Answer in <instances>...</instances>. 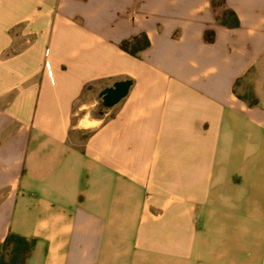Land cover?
I'll return each mask as SVG.
<instances>
[{
    "label": "crops",
    "instance_id": "1",
    "mask_svg": "<svg viewBox=\"0 0 264 264\" xmlns=\"http://www.w3.org/2000/svg\"><path fill=\"white\" fill-rule=\"evenodd\" d=\"M222 9L238 27L211 0H0V244L35 239L26 264H264V0Z\"/></svg>",
    "mask_w": 264,
    "mask_h": 264
},
{
    "label": "trees",
    "instance_id": "2",
    "mask_svg": "<svg viewBox=\"0 0 264 264\" xmlns=\"http://www.w3.org/2000/svg\"><path fill=\"white\" fill-rule=\"evenodd\" d=\"M224 0H211L212 6L217 13V20L221 24L228 27H238L239 21L236 14L228 9H222L219 12L217 9L223 5ZM217 10V11H216ZM207 41H213V32L209 31L205 34ZM150 46V42L145 34L134 37L130 40H125L120 44V47L125 52L132 56H138L140 52L147 49ZM256 100L250 101L251 105H254ZM36 240L25 238L20 235L10 233L3 244H0V249L4 252V257L0 264H26L30 257Z\"/></svg>",
    "mask_w": 264,
    "mask_h": 264
},
{
    "label": "water",
    "instance_id": "3",
    "mask_svg": "<svg viewBox=\"0 0 264 264\" xmlns=\"http://www.w3.org/2000/svg\"><path fill=\"white\" fill-rule=\"evenodd\" d=\"M131 86L132 82L125 80L116 82L111 87L105 88L99 94L101 105L107 110L113 108L127 97Z\"/></svg>",
    "mask_w": 264,
    "mask_h": 264
},
{
    "label": "rangeland",
    "instance_id": "4",
    "mask_svg": "<svg viewBox=\"0 0 264 264\" xmlns=\"http://www.w3.org/2000/svg\"><path fill=\"white\" fill-rule=\"evenodd\" d=\"M237 92L245 100H247L249 102L250 101H253V95L251 93V87L249 85H247L245 82L238 85ZM91 93H93V92H88V90H86L85 91V96L83 97V99H86L89 95H91ZM107 112L108 111H106V109L101 105V102L98 99V105L93 110L92 115L95 116V117H97L100 113H102V117H104V119L107 120L110 117H112L113 114H114L113 112L110 113V114H107ZM85 137L86 136L85 135H82V134H80V135L77 136V138L79 139V141H82V139H84ZM3 257H4V252L0 249V263H1V260L3 259Z\"/></svg>",
    "mask_w": 264,
    "mask_h": 264
}]
</instances>
